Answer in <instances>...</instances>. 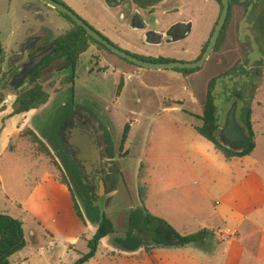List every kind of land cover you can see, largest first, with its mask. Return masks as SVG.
I'll return each mask as SVG.
<instances>
[{"label":"rangeland","instance_id":"obj_1","mask_svg":"<svg viewBox=\"0 0 264 264\" xmlns=\"http://www.w3.org/2000/svg\"><path fill=\"white\" fill-rule=\"evenodd\" d=\"M75 9L79 11L78 8ZM75 9L72 10L82 18V14ZM165 10H168L172 20L178 18V14L184 19L193 17L194 14L196 15L195 11L199 10L197 28L189 41L160 47L162 53L168 54L163 56L167 59L185 63L194 62L197 55H200L201 42L206 37L209 38L211 30L215 27L214 23L221 14V4L215 0H171L157 10V18L161 22L167 19L162 14ZM91 11L98 19L104 17L105 13L99 6ZM51 23L52 27L42 31L47 34L51 32L48 41L56 36L65 35L72 28L70 24L71 28L67 29L56 19ZM149 26L156 28L152 21ZM117 30L122 40L129 42L130 46L122 43L123 49L120 45L113 44L132 55L141 56L140 52L133 47L144 49L148 43L142 39L135 40L124 31L121 33V29L117 28ZM11 41L4 37L1 40L2 51L7 55ZM48 41L45 39L43 43ZM4 67L6 69L7 65ZM12 73V70L7 72V76L0 84V98H3L7 105H11L18 95L33 87L29 80L15 91L7 87ZM122 80L126 82V89L121 96L122 89H119V85ZM38 83L50 95V100L33 116L29 125L36 136L42 138L51 155L50 158L42 156L40 159H33L31 156L37 157L40 154L30 142L29 136L13 137L12 143L21 150V153L0 157V176L4 187L3 194H0V213L20 220L18 205L23 204L32 187L42 180L45 173L52 171L56 180L70 187L86 223L89 222L95 226L92 233L88 235L91 238L89 241L97 235L101 227L97 222V215L105 214L114 226L115 232L98 243L95 262H88V264L140 263L141 259L136 260L130 257L131 252L135 251L120 245L117 240L125 239L129 230L131 211H137L141 206L138 188L140 185L145 188L146 181L140 179L139 183L141 162L136 159L140 151H144L145 145L144 154H148L149 148H154V151L150 149L151 152L145 158L150 165L148 182L152 188L151 196L144 205L150 214L166 220L178 231L180 222L192 212L191 206L187 204L190 202V195L199 192V189L204 191L205 202L201 207L198 206L201 217L186 226L188 235L199 233L205 228L201 227L202 224H206V228L225 229L224 222L217 216L207 219L214 210L213 207L206 209L207 202L209 203V199L217 202L221 194L217 188V179L211 176L212 173L206 174V165L216 166L220 174L235 172L239 177L252 170L261 178V181L264 179V0H239L233 5L224 41L218 50H214L207 63L188 77L176 70L156 72L143 69L94 45L80 57L74 70L58 69L50 74L41 75ZM208 100H212L215 105L217 123L222 128L227 124V116L234 102H238L236 116L238 123L241 124L244 123L243 110L250 106L256 134V149L252 159L238 164L236 161L228 163L220 156L215 157L214 154L206 155L207 141L195 134L196 132L188 126L190 124L198 127L204 125L201 119L203 115H198L202 111L204 114ZM142 107L153 114L146 115V117H152L149 122L145 121L144 128L149 126L147 134L143 135V141H138L135 137L131 138V144L120 150L128 120L132 118L130 122L135 123L136 113L141 111ZM171 108L179 109L171 110ZM78 111L90 114L99 122L103 131L105 154L108 158L105 138L110 137L113 158H109L105 169L109 172L106 183L110 187L108 186V194L102 199H97L94 193H91L90 197L82 193L76 180L81 176L79 167L73 161L60 135L63 121L73 112ZM129 111H132L135 116L130 115ZM145 131L146 129L143 133ZM196 139H199L203 146ZM188 145L192 151L200 148L202 154L192 158L189 155V149L184 153ZM125 149L129 151L123 154ZM68 154L74 164H71ZM67 163H70V166ZM221 163L226 167H222ZM217 170L214 172L215 175H218ZM224 171L226 173H223ZM144 172L146 173V170ZM256 186L257 183L253 182L240 194L243 203L241 211H248L249 214L247 221H242L239 226V232L247 247L257 244L264 236V219H262L264 218V192H258ZM253 192L257 198L254 203L255 208L246 200ZM60 196L58 194L59 198ZM4 206L8 208L7 213H4ZM224 207L223 203L219 205L222 211ZM256 217L262 219H259L261 229L252 224ZM239 220L240 218L234 215L228 221L234 224L239 223ZM30 225H32L31 221L24 227L28 241L31 240ZM137 234L142 235L141 230L138 229ZM146 246L142 245L136 251H140L141 254H138L140 258L145 259L144 255H148L155 264L156 261L152 258V251L155 249L147 252ZM189 247L194 248V246ZM75 248L82 254L89 253L88 245L82 240L75 245ZM170 249L169 253L173 261L177 251L188 253V250ZM48 250L51 254L52 249L49 247ZM67 250L64 242L61 241L57 248L58 254L63 251L66 256ZM69 260L68 256L63 258L65 263H69Z\"/></svg>","mask_w":264,"mask_h":264},{"label":"crops","instance_id":"obj_2","mask_svg":"<svg viewBox=\"0 0 264 264\" xmlns=\"http://www.w3.org/2000/svg\"><path fill=\"white\" fill-rule=\"evenodd\" d=\"M60 1L66 3L72 9L78 8L79 11H77L76 9L75 11L81 13L83 18L87 19L98 30L102 31L116 45H120L121 48L124 47L121 45L122 43L125 46H130V44L129 42L122 40L123 38H121L117 28L121 29V33L124 31L126 34H130L135 40H143L144 36L146 35V32L141 31L139 29V25L131 20L134 12L136 11L135 7H133L132 10L130 9L127 11V16L124 20L118 22L117 13L107 8L104 5L103 0ZM170 1L171 0H166L165 2ZM97 6H99L100 9L104 11L105 14L103 18L98 19L92 14L91 9H93L94 7L97 8ZM154 9H156L155 13L150 15H147L145 12H141L148 24L149 30L151 31L160 32L179 21L186 20L179 14L177 16L178 18H174V20H172L169 17L170 13L168 12V10H165L162 14L163 16L167 17V19H165L164 22H161V20L157 18L158 9ZM195 12L196 15L194 14L193 17L191 16L187 19H191L194 21L196 31L199 10H196ZM54 19H56L57 21L59 20V22L63 26H66L67 29L71 28L70 23L62 19L59 15H57L54 9L48 7L40 0H0V39H3L4 37L6 39L12 40L8 55L3 52V57L5 58V60L3 61V74L7 73L8 68L12 67L10 59L15 53L19 52L21 45L26 41V39L32 35L41 33L42 31H47V28L52 27L51 22L54 21ZM151 21L153 25L156 26V28H151V26H149ZM50 33L51 32H48L49 37ZM58 37L59 36H56L53 39H56ZM189 39L186 41H189ZM204 41H202L201 43H203ZM160 47L161 45L149 42L144 49H137L135 47L133 48L139 51L141 56L145 58H165L163 56H167L168 54L162 53L160 51ZM197 56L199 57V54ZM5 65H7L6 69L4 67ZM125 89L126 82L124 81L123 88L120 94L121 96L125 92ZM143 108L144 107L141 108V111L136 113L137 116H135L132 111H129L130 115H134L136 119L135 123L130 122L132 118L128 120L127 124H130V130L127 136L126 143L124 145L125 147H128L129 144H131V138L135 137L138 141H143V135L147 134L149 126L144 128L145 121L149 122L150 120H152V117H146V115L153 114H151L147 108ZM176 109L179 108H171V110ZM39 110L40 108L31 110L28 113L13 115L12 104L0 107V157H3L7 154L18 155L21 153V150H19V148L17 149L13 145V137L16 135L20 137L21 134L27 129L32 130L29 125L30 121H32L33 116L37 114ZM202 112L198 116H202ZM196 127L198 126L192 124L188 126V128L196 132L195 134L201 136L197 132ZM145 129L146 131L143 133V130ZM39 138L42 139L41 137ZM201 138L203 137L201 136ZM196 140L200 145L202 144L199 139ZM205 141H207V156H209L210 154H214L215 157L220 156L228 163H234L236 161L238 162V164H243L246 161L252 159V156L255 153L254 152L252 156H247L244 158H233L232 160H226L225 157L215 149L214 144L206 139ZM150 149L151 151H154V148H149L148 154L151 152ZM188 149L189 155L192 158H195L197 154H202L200 148L194 149L192 151L190 145H188V148L184 149L183 152L186 153ZM145 150L146 145L144 151ZM128 151V149H125L123 154ZM144 151H140L136 161H140L141 163H144L146 165L145 183L149 186L150 197V189L152 188L148 182L150 165L145 160L148 154H144ZM42 156L43 155H39L37 157L31 156V158L40 159ZM212 164L214 165V162ZM221 166L226 167L222 163ZM215 167L216 166L212 167L206 165L205 172L206 174L212 173L211 176L217 179V188L221 196L219 199H217V202H214L215 200L209 199L208 203L207 200H205L207 202L206 209H209V207L210 209L211 207L214 208L213 212L210 213V217H208L207 219L210 220V218L215 215L217 216V218L222 219L225 224L224 230H222L221 228H208L215 231L216 240L220 242V244H217V241H215V244L217 245L214 252L211 254L192 247L175 248V250H188V253H185V251H177L174 261L171 260V254L169 253V250L171 249L158 248L152 251V258L156 261L155 264H264V236L260 241L257 242V244L247 247L239 232L240 223L242 221H247V219L249 218L248 211H241L243 203L240 194L243 193V189L246 190L247 187L250 186L253 182L257 183L256 188L258 192H264V179L263 181H261V178L256 174V172L252 170L239 177L235 172H233L232 174H228V172L226 173L224 171L223 173L226 174H220V172ZM215 170L218 171V175H215ZM1 179L2 178L0 176V194H3L4 187ZM220 182L222 184L221 186ZM190 193H192V191ZM58 194L61 195V200L58 197ZM203 194L204 191L202 189H199V192H195L190 195V202L187 204L191 206L192 212L186 216L185 220L180 222V229L177 228L178 232H180L182 235H188L186 226L191 225V221H197L198 219H200L201 215L199 213L198 206L201 207L205 202ZM246 200L251 203L250 205L252 207H254V203H256L257 201L256 194L254 192L250 193ZM222 203L225 206L224 211L219 208V205H221ZM18 206L20 207L19 219L23 222L26 247L21 252L16 253L10 258V264H75L81 258L82 253L76 250L75 245L78 244L81 240L88 245V241L89 239H91L88 235L90 234V232L92 233L95 226L90 224L89 222L83 224L77 217V214L73 207L69 187L67 185L61 184L58 180H56L53 177L52 171L45 173L42 180L32 187L29 196L23 202V204H20ZM7 211L8 208L4 206V213H7ZM234 215L240 218V222L230 224L228 220ZM259 219L261 218H254L252 224L258 229H261ZM29 221L32 222V225H30V241H28L24 229L26 223H28ZM202 225L203 226L201 227L205 228L207 226L206 224ZM63 237H65L67 240ZM61 241L64 242L65 248L69 250H67L68 253H66V256H68V258L70 259L69 263H65L63 261V258L66 257L64 256L65 253H63V251H61L59 254L57 252L58 244ZM67 245H69V247H67ZM49 247L52 249L51 254H49ZM138 254H141L140 251H135L131 252L130 256L131 258H134L136 260L141 259L139 260L140 263L137 264H153V261L148 255H144L146 256L144 259L140 258L141 256L139 257ZM136 256L138 257L136 258ZM89 262H95V257ZM86 264H88V262Z\"/></svg>","mask_w":264,"mask_h":264},{"label":"trees","instance_id":"obj_3","mask_svg":"<svg viewBox=\"0 0 264 264\" xmlns=\"http://www.w3.org/2000/svg\"><path fill=\"white\" fill-rule=\"evenodd\" d=\"M59 1V0H55ZM221 4L220 0H216ZM230 1V13L223 29L221 36L219 38L216 50L219 49L220 45L225 39L226 31L228 28V24L230 22L231 14H232V7L234 4L238 3L239 0H229ZM61 2V1H59ZM64 4L63 2H61ZM222 7V4H221ZM58 13V15L65 19L68 23L72 25V28L69 32L65 35L57 38L54 41V44L57 45L58 52L54 55L50 60H48L44 66L39 68L36 72H34L30 78V83L33 85L29 90L22 92L20 95L17 96L15 103L13 104V115H20L24 113H28L31 110H36L45 106L49 100L50 95L44 90V87L38 83V78L41 76L43 67L45 68L48 64H50L55 59H67L68 64L63 67L61 70L71 68L75 69L80 57L85 54L92 46L97 45L99 48H103L102 44L95 41L92 37H90L84 29L79 27L75 22H73L68 16L59 13L58 11L54 10ZM208 45V44H207ZM204 47L202 55L207 49ZM118 47V46H117ZM110 52L109 50H107ZM111 53V52H110ZM202 55L199 57L201 58ZM139 57L142 60L156 62V63H164V62H171L173 60L167 58H145L142 56L134 55ZM128 62V61H127ZM200 69V68H199ZM199 69L196 70H176L181 73L185 77L195 73ZM6 74H2L0 79V84L6 77ZM124 81L122 80L119 89L123 88ZM238 98H241L238 96ZM217 111L216 107L213 104L212 100H208L205 104L204 114L201 117L204 125L202 127H196L197 132L206 140L214 144L215 149L221 153L226 160H232L233 158H244L247 156H252L256 149V134L253 128L252 122V109L250 106H247L243 110L244 116V127L247 131V141L242 144L238 149H229L225 145H223L219 138V126H218V119H217ZM130 130V124H127L124 130L123 139L121 142L120 150L124 149V145L127 140V136ZM29 136L30 142L37 148L38 154L43 155L45 157H49L51 155L50 150L48 149L47 145L38 137L36 134L30 130H25L21 137ZM69 155V154H68ZM71 162L72 158L69 155ZM70 166V163H67ZM71 164H74L73 162ZM77 166V165H76ZM146 165L141 163L139 172V183L140 179H145L146 173ZM80 172V177H77V183L79 184L82 193L86 195V197L91 196V188L90 185L84 175V173L78 169ZM82 172V173H81ZM142 175V176H141ZM63 185H67L66 183H62ZM146 184V183H145ZM1 186V183H0ZM68 186V185H67ZM69 187V186H68ZM140 185L138 188V193L140 196L141 206L138 208L137 211H131V215L129 217L128 222V232L126 234L125 239L117 240L120 245H124L130 251H136L142 245L146 246V251L150 252L152 249H170V248H185L189 246H194L201 251H204L208 254L214 252L216 245L220 242L216 240V233L213 230L208 228L202 229L197 234L191 235H182L178 232L173 226H171L166 220L156 217L150 214L144 205L149 197V186L146 184L145 188ZM71 193V199L73 202L74 210L77 214V217L81 220L83 224H86V219L80 211L78 207L74 195L69 187ZM94 213H96L94 211ZM97 215V214H96ZM98 216V224L100 226H105V232L103 236H101L97 242L94 244L93 240L88 242L89 253L82 254L81 258L75 264H86L91 259H93L96 255V249L98 247V243L105 237L115 232L114 226L112 222L107 218V216L103 213ZM140 227V228H139ZM141 230L142 235L137 234V230ZM142 240V241H141ZM217 241V244H215ZM26 247L25 235L23 230V222L17 220L11 216L6 214L0 213V264H10V258L18 252H21Z\"/></svg>","mask_w":264,"mask_h":264},{"label":"water","instance_id":"obj_4","mask_svg":"<svg viewBox=\"0 0 264 264\" xmlns=\"http://www.w3.org/2000/svg\"><path fill=\"white\" fill-rule=\"evenodd\" d=\"M48 7L68 16L73 22H75L79 27L84 29L86 33L92 37L95 41L102 44L114 55L128 61L129 63L141 67L143 69L152 71H170V70H196L203 67L207 61L211 58L214 50L218 44L219 38L225 25L227 23L229 13H230V1L220 0L222 4V12L217 25L215 26L213 35L207 46L206 51L198 60L185 63L180 61H171L164 63L150 62L136 57L116 45L110 43L105 37L98 33L95 29L90 27L82 18H80L73 10L69 9L64 4L55 0H40ZM134 23L147 24L141 13L135 12L131 19ZM132 25V24H131ZM141 31L146 32V35L154 33L150 31L148 25L139 26ZM47 33H38L30 36L21 45L18 53L14 55L17 58L16 61L11 62V65L20 63L23 61L27 55H33L31 59L22 64L17 72L13 75L12 81L8 83L7 87H15L19 83L23 82L29 78L38 68H40L48 59L53 57L57 53V46L52 45L49 48L39 50L44 44V40L47 38ZM67 61L61 65L50 66L41 73L42 76L50 74L57 71L63 65H66ZM3 73V51L0 39V79ZM27 84V83H26ZM25 85V84H24ZM23 85V86H24ZM22 86V87H23ZM16 99L12 101V105L15 103ZM237 106L238 102H234L230 112L227 116V124L224 128H219V135L222 136L223 140H226L229 144H244L247 141L246 129L241 127L237 121ZM82 115L88 117H81L80 115L75 116L74 124L69 129L68 144L71 147V155L73 161L79 167V169L84 173L86 179L90 184L95 182V177L98 178V184L93 189V192L97 199H102L108 194V187L105 180V169L106 163L109 158L105 154V147L103 145V131L100 128V124L95 120L90 114L83 112ZM225 146L232 149L230 145ZM105 232V226L102 225L94 237V244H97L99 238L103 236Z\"/></svg>","mask_w":264,"mask_h":264},{"label":"flooded vegetation","instance_id":"obj_5","mask_svg":"<svg viewBox=\"0 0 264 264\" xmlns=\"http://www.w3.org/2000/svg\"><path fill=\"white\" fill-rule=\"evenodd\" d=\"M60 1V0H59ZM58 1V2H59ZM166 0H103V3H104V5L107 7V8H109L110 10H113V11H115V10H117V11H119V13L117 14V20H118V22L119 21H121V20H124L125 19V17L127 16V11L128 10H132L133 9V7H135V12H137V13H141V12H145L147 15H150V14H153V13H155V11H156V9H154V8H157V9H159V8H162V7H164L165 5H167L169 2H165ZM216 1V0H215ZM62 2V1H61ZM60 2V3H61ZM165 2V3H164ZM218 2V1H217ZM64 3V2H63ZM64 5L65 6H67V4L66 3H64ZM68 7V6H67ZM230 7H231V5H230ZM69 9H71L70 7H68ZM72 10V9H71ZM134 12V13H135ZM221 12H222V7H221ZM76 13V12H75ZM221 15V14H220ZM79 16V15H78ZM80 18H81V16H79ZM83 18V17H82ZM219 18H220V16L217 18V20L215 21V23H214V26H216L217 25V23H218V21H219ZM84 20H85V22L90 26V27H92L93 29H96V31L98 32V33H100L103 37H105V39H107L110 43H114V42H112L102 31H100V30H98L94 25H92L87 19H85V18H83ZM137 25H139V26H144V25H148V24H145V23H141L140 21H138V23H136ZM216 24V25H215ZM214 29H215V27H214ZM214 29H212L211 30V32H210V35H209V38L207 39V40H205L203 43H202V45H201V50H200V55H199V57L202 55V52H203V50H204V47H206V45L207 44H209V42H210V39H211V37H212V35H213V32H214ZM151 31V30H150ZM194 32H195V24H194V21L193 20H191V19H186V20H184V21H179V22H177V23H175V24H173V25H171V26H169L167 29H164V30H162V31H160V32H155L154 31V33H152V34H149V35H145L144 36V39H143V41H145V42H147V43H149V42H152V43H155V44H157V45H173V44H178V43H181V42H184V41H186V40H188L190 37H192L193 35H194ZM48 37H49V34H48V36H47V41H48ZM59 38V37H58ZM57 39V38H56ZM56 39H51V41H48L47 43H45V44H43L41 47H40V49L39 50H43V49H46V48H49L50 46H52V45H55L54 44V41L56 40ZM115 44V43H114ZM57 46V45H56ZM208 46V45H207ZM57 52H58V48H57ZM16 54V53H15ZM14 54V55H15ZM57 54V53H56ZM55 54V55H56ZM14 55L11 57V59H10V62H14V61H16L17 60V58L16 57H14ZM3 56H4V54H3ZM33 55H27L26 56V58L23 60V61H21L20 63H18V64H15L14 66H12V67H10V68H8V72L9 71H13V73L10 75V81H9V83L10 82H13L14 83V81H12V78H13V75L17 72V70L19 69V67L22 65V64H24L25 62H27L29 59H31V57H32ZM199 57L196 59V60H198L199 59ZM52 58V57H51ZM50 58V59H51ZM50 59H48V60H50ZM5 60V58L3 57V61ZM47 60V61H48ZM46 61V62H47ZM65 61H67V59H63V58H61V59H55L54 61H52L50 64H48L45 68L43 67V70H42V72L44 71V69H46V68H48V67H50L51 66V64H53V66H56V65H61V64H63V63H65ZM45 62V63H46ZM44 63V64H45ZM44 64L42 65V66H44ZM67 64H68V61H67ZM66 64V65H67ZM66 65H63L62 67H60L59 69L61 70L63 67H65ZM41 66V67H42ZM40 67V68H41ZM39 69V68H38ZM37 69V70H38ZM36 70V71H37ZM35 71V72H36ZM62 71V70H61ZM3 74V73H2ZM6 74V73H5ZM32 76V75H31ZM31 76L29 77V78H27L26 80H24L23 82H21V83H19L18 85H16L15 87H10L11 89H13L14 91L15 90H17L18 88H20V87H22L24 84H25V82L27 81V80H29L30 81V78H31ZM3 106H7V104L6 103H4V99L2 98H0V107H3ZM82 111H78V112H73L72 113V115L71 116H69L67 119H65L64 121H63V125H62V129H61V133H60V135H61V137H62V139H63V142H65L66 143V146H67V150H68V152L71 154V151H75V148H73V150H71L70 148V146H69V144H68V142H67V140H68V137H69V129L73 126V124H74V118H75V116H78V115H80L81 117H85L86 119H88V117H86L85 115H82ZM239 125L241 126V127H243V128H245L244 127V125L243 124H241V123H239ZM220 128V127H219ZM219 132V131H218ZM246 133H247V131H246ZM219 134V133H218ZM110 137H106L105 139H106V143H107V146H108V156L112 159L113 157H112V153H111V149H110V139H109ZM219 138H220V141H221V143L223 144V145H228L229 143L226 141V140H223V138H222V136H220L219 135ZM230 146H231V148L232 149H238L242 144H240V145H237V144H229ZM108 173L109 172H107V170H105V180H106V178H107V175H108ZM112 174V173H111ZM95 183H92V184H90V182H88L89 183V185H90V188H91V192H92V194L94 193L93 192V189L96 187V185L98 184V178L97 177H95ZM109 186V184H107V187ZM110 187V186H109Z\"/></svg>","mask_w":264,"mask_h":264}]
</instances>
